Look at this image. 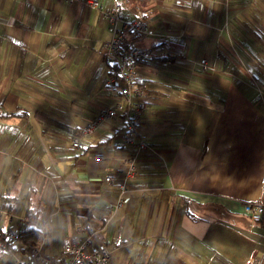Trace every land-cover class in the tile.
I'll return each mask as SVG.
<instances>
[{"label":"crops","instance_id":"0c3cea01","mask_svg":"<svg viewBox=\"0 0 264 264\" xmlns=\"http://www.w3.org/2000/svg\"><path fill=\"white\" fill-rule=\"evenodd\" d=\"M117 4L153 35L123 33L126 45L151 52L136 81L147 93L140 132L150 147L112 211L118 192L104 177L134 153L111 148L122 120L79 133L111 98L104 19L76 2L0 0V264L26 261L36 241L61 258L86 223L92 241L111 249L108 264H252L264 224L242 203H264V100L251 86L264 71V0Z\"/></svg>","mask_w":264,"mask_h":264},{"label":"built area","instance_id":"2783aa9c","mask_svg":"<svg viewBox=\"0 0 264 264\" xmlns=\"http://www.w3.org/2000/svg\"><path fill=\"white\" fill-rule=\"evenodd\" d=\"M67 3H79L84 7L97 10L105 21L106 29L110 34L102 46V55L105 64L113 69L114 73L109 76L111 84V98L107 106L100 107L96 113L88 119L80 128L81 135H88L99 129L104 123L113 118H121L122 129L119 134L120 141L111 143L112 149H118L127 145L134 149V153L121 158L120 167L104 177L106 183L115 182L117 198L109 203L110 210L119 209L129 190V180L137 174V153L149 148L145 137L141 134V117L144 112L146 94L136 85L137 79L141 77L140 66L151 57V52L146 46L126 45L124 31H131L138 35L151 36L153 32L140 19H122L119 15L117 0H113L111 7H105L98 0H64ZM181 4L182 0H175ZM200 72L205 76L213 74L214 69L205 58L197 63ZM71 147L76 150L83 148L80 136L71 140ZM94 158L105 160L107 156L96 153ZM120 174V176H117ZM242 211L253 222L264 224V203L258 201H244ZM1 216V213H0ZM84 237H71L62 247V258H50L42 254L40 243L33 242L28 251L26 261L16 259L15 264H108L111 250L102 242L94 243L93 231L90 223L81 227ZM19 231H7L6 238L18 240ZM264 252L261 256L253 259L252 264H263Z\"/></svg>","mask_w":264,"mask_h":264},{"label":"rangeland","instance_id":"374dc122","mask_svg":"<svg viewBox=\"0 0 264 264\" xmlns=\"http://www.w3.org/2000/svg\"><path fill=\"white\" fill-rule=\"evenodd\" d=\"M238 64L242 65L240 63H238ZM263 66H264V62H263ZM261 70H263V68H261ZM253 79H254V84H251V86H254L256 88V90L258 91L257 92L258 96L260 97V101H263L264 100V90H263V87H264V71L261 72L260 74H258L257 77L253 76ZM236 84H238V82L234 80L233 85H236ZM141 89L143 90V88H141ZM144 93L146 94V97H147V93L145 91H144ZM145 100H146V98L144 99V101ZM145 109H146V107H144V110ZM44 256H46V255H44ZM46 257H48V256H46Z\"/></svg>","mask_w":264,"mask_h":264},{"label":"trees","instance_id":"16d2710c","mask_svg":"<svg viewBox=\"0 0 264 264\" xmlns=\"http://www.w3.org/2000/svg\"><path fill=\"white\" fill-rule=\"evenodd\" d=\"M110 69H111V72H110V73L113 74V73H114L113 69H112V68H110ZM5 236H6V235H5ZM6 239H7V238H6ZM109 249H110V248H109ZM110 250H111V249H110ZM61 258H62V257H61Z\"/></svg>","mask_w":264,"mask_h":264}]
</instances>
